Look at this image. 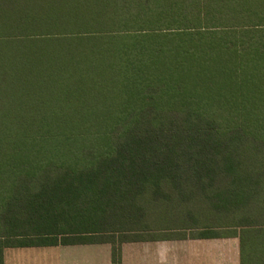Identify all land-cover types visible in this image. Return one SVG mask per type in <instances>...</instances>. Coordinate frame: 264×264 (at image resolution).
I'll use <instances>...</instances> for the list:
<instances>
[{
	"label": "trees",
	"instance_id": "trees-1",
	"mask_svg": "<svg viewBox=\"0 0 264 264\" xmlns=\"http://www.w3.org/2000/svg\"><path fill=\"white\" fill-rule=\"evenodd\" d=\"M24 1L0 0V264L187 236L264 264V0Z\"/></svg>",
	"mask_w": 264,
	"mask_h": 264
},
{
	"label": "crops",
	"instance_id": "crops-1",
	"mask_svg": "<svg viewBox=\"0 0 264 264\" xmlns=\"http://www.w3.org/2000/svg\"><path fill=\"white\" fill-rule=\"evenodd\" d=\"M83 245H102L98 251L104 256H56L54 264H111L110 244ZM239 256L237 236L169 237L121 244V264H240Z\"/></svg>",
	"mask_w": 264,
	"mask_h": 264
},
{
	"label": "rangeland",
	"instance_id": "rangeland-1",
	"mask_svg": "<svg viewBox=\"0 0 264 264\" xmlns=\"http://www.w3.org/2000/svg\"><path fill=\"white\" fill-rule=\"evenodd\" d=\"M54 1L57 0H27L24 2L44 4ZM173 215L174 213L170 212L164 215V220L161 221L159 215L150 214L147 217V224L151 230L144 232L143 236L159 238L167 234H177L179 230L172 229ZM183 232L191 233L187 229ZM99 249L103 250L102 245L11 247L4 249V261L6 264H54L56 256H104V252H99Z\"/></svg>",
	"mask_w": 264,
	"mask_h": 264
}]
</instances>
